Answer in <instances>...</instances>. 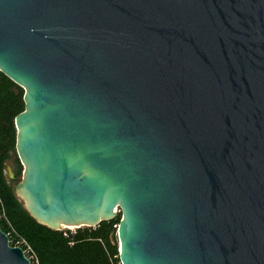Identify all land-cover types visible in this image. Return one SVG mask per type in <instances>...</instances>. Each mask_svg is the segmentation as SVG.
<instances>
[{
    "label": "water",
    "instance_id": "95a60500",
    "mask_svg": "<svg viewBox=\"0 0 264 264\" xmlns=\"http://www.w3.org/2000/svg\"><path fill=\"white\" fill-rule=\"evenodd\" d=\"M0 72L38 223L119 213L120 264H264V0H0ZM0 264H30L1 227Z\"/></svg>",
    "mask_w": 264,
    "mask_h": 264
},
{
    "label": "trees",
    "instance_id": "16d2710c",
    "mask_svg": "<svg viewBox=\"0 0 264 264\" xmlns=\"http://www.w3.org/2000/svg\"><path fill=\"white\" fill-rule=\"evenodd\" d=\"M22 97L23 90L0 72V214L4 212L6 218L0 217L1 229L8 233V221L31 247L38 264H120L113 239L119 213L93 227L54 230L38 223L16 195L5 169L11 162L15 177L21 176L22 166L15 154L14 118L24 109Z\"/></svg>",
    "mask_w": 264,
    "mask_h": 264
},
{
    "label": "built area",
    "instance_id": "2783aa9c",
    "mask_svg": "<svg viewBox=\"0 0 264 264\" xmlns=\"http://www.w3.org/2000/svg\"><path fill=\"white\" fill-rule=\"evenodd\" d=\"M0 217L2 219L6 220L4 212H1ZM6 224H7V227L9 229L8 233H6V235L8 236L9 243H12L13 246H18V247L22 248L23 252L25 253L27 258L29 259L30 264L31 263L38 264L36 255L33 252V250L31 249V247L27 244V242L22 237L17 235V233L12 228V226L8 223V221H6Z\"/></svg>",
    "mask_w": 264,
    "mask_h": 264
},
{
    "label": "rangeland",
    "instance_id": "374dc122",
    "mask_svg": "<svg viewBox=\"0 0 264 264\" xmlns=\"http://www.w3.org/2000/svg\"><path fill=\"white\" fill-rule=\"evenodd\" d=\"M7 166H8V167L11 169V171L13 172V176H14V178H10V177H9V174H8L7 169H5V175H6L7 179L10 180L12 186H14L15 183L21 179L22 171H21V176H20L19 178H16L15 175H14V166L12 165V163H11V162L7 163ZM7 166H6V167H7ZM73 229H74V228H73ZM62 230H67V229L62 228ZM70 230H71V229H70Z\"/></svg>",
    "mask_w": 264,
    "mask_h": 264
},
{
    "label": "bare ground",
    "instance_id": "6f19581e",
    "mask_svg": "<svg viewBox=\"0 0 264 264\" xmlns=\"http://www.w3.org/2000/svg\"><path fill=\"white\" fill-rule=\"evenodd\" d=\"M65 229H73V227H67V228L65 227Z\"/></svg>",
    "mask_w": 264,
    "mask_h": 264
}]
</instances>
